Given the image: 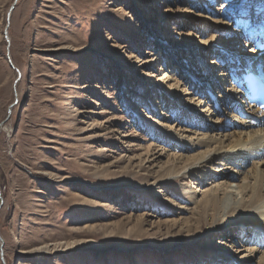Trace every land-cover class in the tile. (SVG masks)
<instances>
[{
    "label": "rangeland",
    "instance_id": "1",
    "mask_svg": "<svg viewBox=\"0 0 264 264\" xmlns=\"http://www.w3.org/2000/svg\"><path fill=\"white\" fill-rule=\"evenodd\" d=\"M15 1L0 0V264L220 259L222 245L192 243L199 231L182 228L197 223L195 215L181 220L175 213L188 199L176 185L166 191L171 200L152 193L155 178L170 168L169 155L157 167L148 161L156 146L180 151L153 116L166 99L162 91L152 98L148 81L165 72L179 77L192 58L151 18L187 5V15L197 18L210 3L159 0L149 8L137 0H18L8 19ZM179 31L188 36L190 29ZM156 55L160 68L159 61L137 65ZM144 69L155 78L144 79ZM51 244L58 250L52 253Z\"/></svg>",
    "mask_w": 264,
    "mask_h": 264
},
{
    "label": "bare ground",
    "instance_id": "2",
    "mask_svg": "<svg viewBox=\"0 0 264 264\" xmlns=\"http://www.w3.org/2000/svg\"><path fill=\"white\" fill-rule=\"evenodd\" d=\"M137 1L149 3V8H156L159 2ZM181 1L196 5L199 0ZM210 1L214 0H205ZM203 7V13H197V18L187 15L190 13L188 5L177 9L168 6L161 15L151 18L166 25L161 30L169 41L180 44L192 57L190 68H178L179 77L165 72L154 81H148L150 96H160L162 91L166 99L164 107L169 109L166 113L167 110L159 108L153 115L156 122L165 136L177 139L181 146L172 147L180 150L173 153L167 146L155 145L154 151L150 148L147 158L151 166H156L167 154L170 160L167 161L170 168L166 167V172L155 178L152 193L168 201L171 199L166 191L176 185L187 196L186 204L178 206L175 213L181 220L188 219L186 214L195 215L197 224L192 222L188 226L187 221L182 226L185 231L193 228L199 231L192 243L203 241V247L215 250H218L214 248L215 243L223 246L222 257L212 264H264V111L245 102L243 91L231 83L227 68L219 62L231 56L253 59L261 50L255 43L245 41L242 31L234 29V24L224 19L222 13L226 6L222 1L219 6L205 3ZM208 14H216L211 23L207 20ZM185 28L190 29L188 36L179 31ZM248 33L255 36V32ZM175 36L184 39L176 41ZM136 61L137 65L146 66L159 61L154 66L160 68L158 56ZM166 65L176 69L171 60ZM148 70L144 69L141 76L147 80L155 78L152 70ZM185 82L191 84L197 94L184 85ZM203 90L212 93L207 95ZM200 222L208 226L205 231H200ZM215 237L219 242L211 239ZM51 245L54 246L52 253L58 250V246Z\"/></svg>",
    "mask_w": 264,
    "mask_h": 264
},
{
    "label": "water",
    "instance_id": "3",
    "mask_svg": "<svg viewBox=\"0 0 264 264\" xmlns=\"http://www.w3.org/2000/svg\"><path fill=\"white\" fill-rule=\"evenodd\" d=\"M17 1H18V0H16L15 3H14V5L10 8L9 15H8V19H10V16H11L12 10L14 9L15 4L17 3ZM5 34H6V37H7V30H6ZM8 59H9L11 65H12V67L16 69V67H15L14 64L12 63V60H11V58H10V55H8ZM19 75H21V74H19ZM0 199H1V204H0V209H1V207H2V205H3V201H2V197H1V196H0Z\"/></svg>",
    "mask_w": 264,
    "mask_h": 264
},
{
    "label": "snow or ice",
    "instance_id": "4",
    "mask_svg": "<svg viewBox=\"0 0 264 264\" xmlns=\"http://www.w3.org/2000/svg\"><path fill=\"white\" fill-rule=\"evenodd\" d=\"M262 14H264V10H262Z\"/></svg>",
    "mask_w": 264,
    "mask_h": 264
}]
</instances>
